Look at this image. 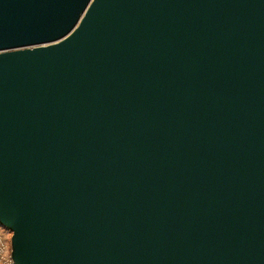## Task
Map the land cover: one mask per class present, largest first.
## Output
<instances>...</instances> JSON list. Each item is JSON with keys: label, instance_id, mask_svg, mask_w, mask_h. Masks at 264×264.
<instances>
[{"label": "water", "instance_id": "water-1", "mask_svg": "<svg viewBox=\"0 0 264 264\" xmlns=\"http://www.w3.org/2000/svg\"><path fill=\"white\" fill-rule=\"evenodd\" d=\"M0 225L13 264H264V0H0Z\"/></svg>", "mask_w": 264, "mask_h": 264}, {"label": "built area", "instance_id": "built-area-1", "mask_svg": "<svg viewBox=\"0 0 264 264\" xmlns=\"http://www.w3.org/2000/svg\"><path fill=\"white\" fill-rule=\"evenodd\" d=\"M10 232L0 225V264H13L10 257ZM6 236L7 239H6ZM8 241V248L5 245Z\"/></svg>", "mask_w": 264, "mask_h": 264}, {"label": "rangeland", "instance_id": "rangeland-1", "mask_svg": "<svg viewBox=\"0 0 264 264\" xmlns=\"http://www.w3.org/2000/svg\"><path fill=\"white\" fill-rule=\"evenodd\" d=\"M7 237H8V236H6V239H7ZM6 241H7V240H6ZM5 245H6V246H7V248H8V241L6 242V244H5Z\"/></svg>", "mask_w": 264, "mask_h": 264}]
</instances>
